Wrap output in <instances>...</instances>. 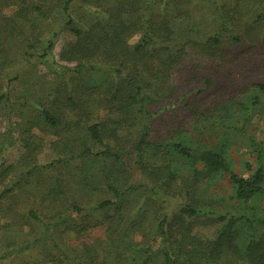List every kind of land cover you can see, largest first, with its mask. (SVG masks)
<instances>
[{
  "label": "trees",
  "instance_id": "obj_1",
  "mask_svg": "<svg viewBox=\"0 0 264 264\" xmlns=\"http://www.w3.org/2000/svg\"><path fill=\"white\" fill-rule=\"evenodd\" d=\"M74 1L63 0L62 12L58 14L60 16L53 15L56 6L47 9L41 2L33 3V1L29 4V10L25 12V15H33L40 21L60 20L62 29H67L71 36L60 58L53 60L50 56L54 40L49 41V45L42 53L32 54L33 57L38 55L39 58H47L56 79L50 82L52 85L49 90L41 92V94L50 93L47 101L41 103L40 107L35 106L37 100L30 105L44 123L43 130L63 131L66 134L77 132L75 130L80 129L78 128L79 121L71 120L60 113L62 105L60 101L62 99L67 101L77 114L82 115L84 106L88 105L85 95L89 93L95 96L97 92L95 74L99 72L105 74L101 87H106L104 90L106 97L102 98L99 104L100 106L107 105L106 118H102L100 122L87 124L84 131L90 143L79 149L76 154L64 156L68 160L79 158L78 160L83 161L82 164L85 162L87 178L91 179L94 184H96L95 181L105 180L102 183L107 184L108 189L116 197L114 202L109 199L104 200L90 209L99 210L119 202L128 191L134 188L133 183L140 178L145 181H153L155 177L169 178L170 181L177 182L182 180L181 185L187 190V197L193 196V199L185 202L174 216L166 210L160 217L156 233L162 243V247L156 249L158 252L161 251V263L159 264H264V206H261L264 205V141H259L248 129L253 118V111L249 110L254 108L264 96V83L254 84L257 94L251 97V105L244 104V102L237 103L234 105L235 111L230 106H223L217 109L221 112L209 116L200 115L197 120L208 124L210 130L233 132L250 139L256 152L257 165L254 167L250 162H246L245 168L249 172L248 176L235 171L233 160L227 154L224 144L214 147L204 140L194 141L192 138L188 141H153L150 124L155 113L150 111L149 106L154 103L152 102L153 97L159 98L161 95L155 90L152 82L143 81L139 66L144 64V60H147L145 58L155 60L158 54L162 53L161 51L167 53V63L179 61L182 55L187 53L185 47H182L176 55H172L171 40L177 17L175 20L169 19L170 14L164 0L158 2L155 0H98L97 10L92 17L90 16L89 19L82 15L80 16L81 22L78 23L72 15L71 7ZM181 1L187 4L205 0ZM209 3H212L210 7L219 23L215 32H210V36L205 41L191 42L199 54L222 59L225 57L223 54L225 45L241 44L244 41L243 38L252 43L263 40L264 12L255 10V15L249 16L250 19L247 18L252 11L253 4L245 9L241 5L231 6L230 3H218L211 0ZM86 20L89 21L86 22ZM21 26L22 23L18 21H13V24L8 21L6 28L4 25L0 27V75L4 73L6 75V77H0V90L3 92L1 99L6 101L5 113L9 121V134H12L14 130L12 116L16 113L17 106L20 105L18 98L12 97L9 90L17 84L15 82L21 78V74L18 72L9 78L11 74L8 71L11 69L8 65L2 64V57L9 54L5 47L9 39L22 36L21 33L25 32L26 35L22 36L23 41H29L27 30ZM138 32H143V37L136 46L130 47L127 41ZM55 36H57L56 33ZM27 47L28 50L24 57L29 60V45ZM179 55L181 56L178 57ZM166 75L168 79L169 75ZM166 92L167 89L162 95L167 96ZM177 101L179 100L177 99L170 106ZM137 114L143 115L146 120L138 130L135 129L136 134L134 135L132 131L125 128V122L128 115ZM124 129L128 131L126 134L118 133ZM24 136L21 134L18 141L24 147L29 148L31 145L43 143L42 138L30 142L31 140L25 139ZM111 138L124 139L128 146L116 148ZM69 143L73 141L67 139L62 143L65 145L63 150L65 148L70 150ZM169 150H172L170 153L175 156V165L173 162L146 164V153H153L157 159L161 157L159 159L161 161ZM22 157L20 161L26 158ZM61 159L44 165L36 164L32 169L22 171L11 186H6L1 190L0 210L6 213L7 222L0 223V234L4 233L7 227H13L16 221L15 216H10L11 220L8 218V213H12L13 206L20 200L27 205L29 200L33 199L23 194L29 184L30 175L41 178L55 167L56 162L67 161ZM17 163L0 164L2 182ZM181 164L189 165L191 173L182 174L179 168ZM223 174H228L230 177L235 189V199L240 206V213L215 212L210 209V204H207L206 209L196 206L199 200L204 199L202 192L205 191L202 189V184L205 189H209ZM126 176L129 180L125 183L131 182L132 184L125 189L122 178ZM61 182H57L55 189L62 188ZM157 183L151 188L154 194L161 195L166 191V186L160 184L159 181ZM43 186L46 190L48 185L43 184ZM96 187L99 188L97 185ZM53 192H45L46 200L50 204H57L55 208L58 209L57 219L46 222L37 214L35 206H28L26 213L29 220L40 227L38 237L34 241L25 239L21 242H12V237L9 238L8 233L3 234V239L7 242L0 243V264L8 258L15 262L18 258L17 264H42V262L33 261L29 256L26 260L22 257L29 255L31 250L41 243L48 247L62 264H99L98 256L88 262L80 257H71L64 251L63 242L59 241L61 234L66 230L79 232L77 231L79 229L77 216L81 215L83 209L74 199L63 205L57 203L51 196ZM208 211L215 215V217L212 216L213 221L208 224L216 228V233L205 235V233H200L203 231L195 230L196 226L192 228L191 224ZM186 218L190 221V225L187 226L189 233L178 238L176 232L179 229L178 224L183 226ZM176 238L177 252L171 248V242ZM191 244L192 247H190ZM129 247L124 257H115L111 264H151L148 259L149 252L153 253L151 249L142 247L137 250L134 245H129ZM91 248L90 245H85L83 253H96ZM184 248H186L185 252Z\"/></svg>",
  "mask_w": 264,
  "mask_h": 264
},
{
  "label": "rangeland",
  "instance_id": "obj_2",
  "mask_svg": "<svg viewBox=\"0 0 264 264\" xmlns=\"http://www.w3.org/2000/svg\"><path fill=\"white\" fill-rule=\"evenodd\" d=\"M31 1L33 3L41 2L47 9L56 6L53 15L61 13V6L64 4L63 0ZM31 1L0 0V27L4 25L6 28L8 21L11 24L13 21H18L22 23L21 28L27 30L29 38L28 42H24L22 36L26 33L23 32L21 33L22 36L9 39V42L5 44L9 54L2 57V64L8 65L11 69L8 71L11 74L9 78L18 72L21 74V78L9 90L12 97L18 98L20 104L12 116L14 122L12 134L8 133L9 121L5 113L6 101L1 99L3 92L0 90V164L18 162L4 181L0 180V192L6 186H11L22 171L30 170L36 164L44 165L52 161L62 160L61 158L67 161L56 162L55 167L51 168L41 178L30 175L29 184L23 194L33 199H30L27 205L23 204L25 203L23 200H20L13 206L12 213H8V218L11 220L12 217L10 216H15L16 221L13 223V227H7L4 233L0 234V243L7 242L3 239L5 233H8L9 238L12 237V242H21L25 239L36 240L40 227L29 220L26 213L28 206H35L37 214L46 222L55 221L57 219L56 212L58 209H55L57 204H50L46 200L45 193L54 191L51 196L57 203L63 205L74 199L83 209L81 215L77 216V224L79 225L77 231L79 232L66 230L59 239L63 242L62 247L65 252L69 253V256L80 257L88 262L98 256L99 264L101 262L111 264L115 257L125 256L127 249H130L129 245H134L137 250L142 247L151 249L153 253L149 252L150 257L148 258L150 263L159 264L161 263V251L156 250L162 247L161 238L156 236L159 219L166 210L174 216L185 202L193 199V196L187 197V190L181 185L182 180L177 182L175 180L170 181L169 178L155 177L153 181H145V179L140 178L133 183L134 188L128 191L119 202L99 210L90 209L104 200L109 199L114 202L116 197L108 189V185L102 183L105 180L95 181L96 184H94L91 179L87 178L85 162L82 164L83 161L78 160L79 158L68 160L64 156L70 154L72 156L90 143L84 131L87 124L100 122L102 118H106L107 105L100 106L99 104L101 99L106 97L104 94L106 87H101L105 74L102 72L95 74L97 92L95 96L89 93L85 95L88 105L84 106L82 115L77 114L67 101L63 99L60 101L62 103L60 113L71 120L79 121L78 128L80 129H76L77 132L66 134L63 131L43 130L44 123L40 116L31 109L30 104L37 100L35 106L40 107L41 103L47 101L50 93L41 94V92L49 90L52 85L50 82L56 77L47 62V58H39L38 55L33 57L32 54L34 52L42 53L49 45V41L54 40V47L50 56L53 60L60 58V54L67 47L71 36L67 29H62L60 20L40 21L33 15H25V12L29 10ZM155 1L158 2L159 0ZM164 1L170 14L169 19L175 20L177 17L171 40L172 55H176L182 47H185L187 53L181 54L182 57L179 61L167 63V53L161 51L162 53L158 54L155 60L145 58L147 60H144V64L139 66L143 74V81L152 82L155 90L161 95L159 98L153 97L152 102L154 103L149 106L150 111L155 113L150 124L152 139L162 142L166 140L188 141L192 138L194 141L204 140L214 147L224 144L227 154L233 160L235 171L248 176L249 172L245 168L246 162H250L254 167L257 165L256 152L250 139L233 132L210 130L208 124L200 123L197 120L200 115L209 116L221 112L217 109L223 106H230L235 111L234 105L237 103L244 102V104L251 105V97L257 94L254 84L257 82L264 83V38L262 37L263 40L256 43L243 38L244 41L241 44L225 45L223 48L225 57L222 59L201 55L191 42L205 41L210 36V32H215L219 23L217 16L210 7L212 4L209 3L210 0L187 4L181 0ZM211 1L230 3L231 6L241 5L245 9L248 5L253 4L252 11L247 18L255 15V10L264 12V0ZM97 4L98 0H75L71 7L72 15L78 23L81 22L80 16L82 15L90 19L97 10ZM88 21L86 20V22ZM142 37L143 32H138L127 43L130 47H134ZM28 45L29 60L24 57ZM166 74L169 75L168 79ZM0 77H6L5 73ZM165 89H167V96L162 95ZM177 99L179 101L170 106ZM249 111H253V118L248 128L249 132L259 141H264V96ZM115 118L117 117L115 116ZM145 120L143 115H128L125 128L136 134V130ZM126 129L118 133L126 134L128 132ZM21 134L25 135V139L31 140L30 142L42 138L43 143L31 145L29 148L24 147L18 142ZM67 139H71L73 143H69L70 150H66V148L63 150L65 145L62 143ZM111 140H113L116 148L128 146L124 139L111 138ZM133 142L134 140L131 141V144ZM170 152L172 150L165 153L161 161H159L161 157L157 159L153 153L148 152L145 154L146 164L173 162L175 165V156ZM22 156L26 157L24 161H20ZM179 168L182 174L191 173L189 165L181 164ZM122 180L125 183L129 178L126 176ZM58 181H62L60 183L62 188L57 190L55 186ZM157 181L166 186V191L161 195L154 194L151 188L158 184ZM43 184L48 185L46 190ZM131 184L129 182L123 186L126 189ZM185 184L189 187L187 183ZM202 189L205 191L202 192L204 199L199 200L196 206L206 209L207 204H210V209L215 212L240 213L239 203L235 199V189L228 174H223L209 189H205L202 184ZM6 216V213L0 210V223L7 222ZM212 216L215 217L209 211L203 213L201 218L191 224L193 225L191 227L196 226L195 230L203 231L200 233H205V235L216 233V228L208 224V222L213 221ZM188 225H190V221L187 218L183 226L178 224L179 229L176 231L178 238L189 233ZM193 232L195 233L194 230ZM85 245H90L97 254L93 252L88 253L89 255L83 253ZM177 246L176 238L171 242V248L177 252ZM185 251L186 248H184ZM27 256L33 261L42 262V264H62L59 258L42 243L31 250L29 255L22 257L26 260ZM17 262H19L18 258H16V262L8 258L3 261V264H17Z\"/></svg>",
  "mask_w": 264,
  "mask_h": 264
}]
</instances>
